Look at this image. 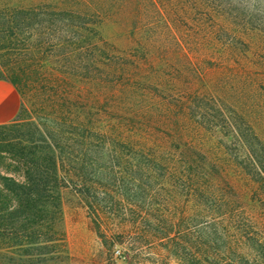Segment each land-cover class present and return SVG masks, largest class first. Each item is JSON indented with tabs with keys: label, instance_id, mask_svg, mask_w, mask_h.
I'll return each mask as SVG.
<instances>
[{
	"label": "rangeland",
	"instance_id": "rangeland-1",
	"mask_svg": "<svg viewBox=\"0 0 264 264\" xmlns=\"http://www.w3.org/2000/svg\"><path fill=\"white\" fill-rule=\"evenodd\" d=\"M202 1L0 0V171L18 138L60 150L57 215L0 264H264V173L229 127L264 144V0Z\"/></svg>",
	"mask_w": 264,
	"mask_h": 264
},
{
	"label": "trees",
	"instance_id": "trees-1",
	"mask_svg": "<svg viewBox=\"0 0 264 264\" xmlns=\"http://www.w3.org/2000/svg\"><path fill=\"white\" fill-rule=\"evenodd\" d=\"M191 1L196 6L197 0ZM229 127L240 146V156L235 157L236 163L246 171L264 173V144L258 135L249 126L247 133L232 123ZM92 131L100 138V144L95 142L94 145H104L107 151V146L112 152L116 149L121 152L123 149H133L127 141L119 138L108 141L102 132ZM79 134L83 137L80 140L83 145L86 134ZM38 141L18 138L6 148L13 172L0 171V247L34 243L41 235L37 228L39 222L52 220L59 211L57 163L60 150L56 143L49 140L40 139L45 142L44 145Z\"/></svg>",
	"mask_w": 264,
	"mask_h": 264
},
{
	"label": "crops",
	"instance_id": "crops-1",
	"mask_svg": "<svg viewBox=\"0 0 264 264\" xmlns=\"http://www.w3.org/2000/svg\"><path fill=\"white\" fill-rule=\"evenodd\" d=\"M19 107V94L15 86L0 77V123L12 119Z\"/></svg>",
	"mask_w": 264,
	"mask_h": 264
}]
</instances>
